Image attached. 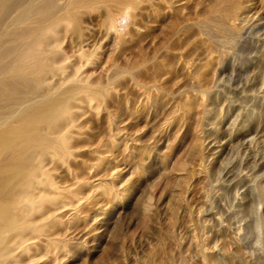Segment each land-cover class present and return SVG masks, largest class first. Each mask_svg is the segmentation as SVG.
Segmentation results:
<instances>
[{
  "label": "rangeland",
  "instance_id": "1",
  "mask_svg": "<svg viewBox=\"0 0 264 264\" xmlns=\"http://www.w3.org/2000/svg\"><path fill=\"white\" fill-rule=\"evenodd\" d=\"M213 3L137 0L114 28L101 1L80 9L94 56L64 50L111 89L82 122L90 187L54 231L56 264H264V0L225 44L201 25Z\"/></svg>",
  "mask_w": 264,
  "mask_h": 264
},
{
  "label": "bare ground",
  "instance_id": "2",
  "mask_svg": "<svg viewBox=\"0 0 264 264\" xmlns=\"http://www.w3.org/2000/svg\"><path fill=\"white\" fill-rule=\"evenodd\" d=\"M99 1L111 28L137 2L0 0V264H56L64 244L54 231L66 212L71 215L84 204L82 190L90 184L78 172L81 126L88 116L100 114L101 98L111 83L89 80L65 52L63 41L70 37L79 47L77 55L87 54L93 36L81 24L80 9ZM251 4L215 0L201 25L224 44L234 43ZM137 69L126 70L131 79ZM199 103L204 116L208 108L202 99ZM192 104L187 102V108ZM196 146L201 149L199 140ZM65 176L72 181L63 182ZM101 187L109 193L105 183ZM177 203L182 204L179 194L169 207L172 214Z\"/></svg>",
  "mask_w": 264,
  "mask_h": 264
}]
</instances>
